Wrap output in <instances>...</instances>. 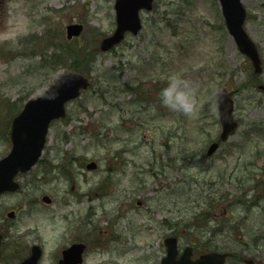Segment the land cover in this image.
<instances>
[{
	"label": "rangeland",
	"instance_id": "374dc122",
	"mask_svg": "<svg viewBox=\"0 0 264 264\" xmlns=\"http://www.w3.org/2000/svg\"><path fill=\"white\" fill-rule=\"evenodd\" d=\"M242 1L246 30L263 62L259 76H252L249 61L225 29L217 0H156L151 11L142 13L136 35L96 54L90 86L66 104L64 118L50 125L43 161L17 177L18 191L1 196L0 208L18 209L9 231L38 228L43 236H55L59 209L33 208L44 216L31 217L24 207L42 204L41 197L48 195L58 208L80 204L65 211L91 209L95 236L118 235L101 254L115 264H158L164 253L161 239L171 231L164 219L182 234L180 248L197 237V228L186 230L185 224L209 222L220 229L209 249L264 261V239L258 248L251 239L264 236V197H259L260 210L249 201L253 191L264 194V90L256 87L264 85V0ZM113 2L0 0V103H9L0 113V157L10 148L5 129L11 115L68 69L64 63L50 67L52 43L62 39L70 46L77 41L98 46L114 29ZM72 22L84 28L67 41L65 26ZM47 29L56 32L48 44ZM173 75L195 88L191 114L161 102V90ZM250 80H256L254 85L241 86ZM221 87L235 91L239 126L205 156L220 132L214 111ZM91 160L97 166L85 168ZM251 162L257 167L248 170ZM105 178V195H100ZM226 264L245 263L232 256Z\"/></svg>",
	"mask_w": 264,
	"mask_h": 264
},
{
	"label": "water",
	"instance_id": "95a60500",
	"mask_svg": "<svg viewBox=\"0 0 264 264\" xmlns=\"http://www.w3.org/2000/svg\"><path fill=\"white\" fill-rule=\"evenodd\" d=\"M153 0H115V28L109 35L104 36L99 48L106 51L119 43L126 31L137 33L141 27L139 10H150ZM228 32L233 37L239 50L246 54L253 65L254 72L261 71V60L258 50L243 28L246 15L241 0H219ZM82 24L78 22L66 25V36L70 38L80 34ZM89 84L88 77L81 73L67 70L59 74L40 95L28 99L22 109L12 118L9 129L11 142L10 150L0 158V194L16 191L19 182L15 179L19 172L28 171L38 160L46 142L49 124L53 119L65 115V103L79 95L81 89ZM217 113L222 124L221 138L225 139L232 132L237 122L232 119L233 101L230 93L225 89L216 92ZM217 147L213 142L209 145L206 154L209 155ZM96 167L94 161L86 164V168ZM43 200L48 201L44 196ZM9 215H12L9 213ZM1 237V234H0ZM166 254L160 264H223L227 253L207 252L197 259L189 257V247H186L179 259L177 254V238H164ZM31 259H33L31 257ZM30 259V260H31ZM33 261V260H32ZM248 264L255 263L252 260Z\"/></svg>",
	"mask_w": 264,
	"mask_h": 264
},
{
	"label": "flooded vegetation",
	"instance_id": "af4514ba",
	"mask_svg": "<svg viewBox=\"0 0 264 264\" xmlns=\"http://www.w3.org/2000/svg\"><path fill=\"white\" fill-rule=\"evenodd\" d=\"M258 87H260L259 84ZM262 164H264V161ZM262 195L264 194L257 195L256 199L251 201L252 204L258 206L259 197H262ZM47 206L59 209L61 212L59 215L60 223L55 226L57 230L55 236H43L38 228L26 229L20 233L10 232L11 221L13 217H16L18 209L13 208L8 210L5 207L0 208V233L2 234L0 241V264H31L29 260L27 262L25 261L34 255H36V259L32 264H115V261L101 257V254L106 252L105 247L107 245L113 242L114 239H118V235L113 234V237H110L104 235L103 232H99V234L101 233L100 236H95V233L98 232L95 231L96 226L92 220L93 211L91 209L87 207L84 213L80 214L77 210L73 209L65 211L67 206H80V204H63L60 208L56 204L46 202L42 204L32 203L24 205L27 208L26 212L31 217L44 216L42 210H33V208ZM33 211L36 213H33ZM9 212L12 215H8ZM47 216L53 218L57 215L48 214ZM169 225L170 223L168 224L167 222L166 226ZM169 233H172V231ZM200 234L201 240V238L205 237L206 227H202ZM251 239L255 244L254 246L258 248V242L262 241L264 236L258 233L256 235L254 234ZM187 243L190 246L189 256L193 260L200 254L207 252L204 248L195 247L192 241H188ZM247 245L245 242L244 246ZM181 253L182 251L178 252L177 258ZM228 253L226 259L232 256L236 258L238 255L234 252ZM162 257L163 254L159 259ZM256 261L264 264V261Z\"/></svg>",
	"mask_w": 264,
	"mask_h": 264
},
{
	"label": "trees",
	"instance_id": "16d2710c",
	"mask_svg": "<svg viewBox=\"0 0 264 264\" xmlns=\"http://www.w3.org/2000/svg\"><path fill=\"white\" fill-rule=\"evenodd\" d=\"M46 33L48 34L49 37L47 38L46 36H44V40L46 41L45 43L48 44V43H51L50 42L51 40L53 41V39L55 38L54 36H55L56 32H54L50 29H47ZM68 43L69 42H66V41L64 42L62 39H59V42H57V43H52L54 49H53L52 54L48 55L49 60H51V66L50 67H53V69H54L57 66L64 63V64H67V67L70 70L81 72V73L89 75L90 70H91V65H92L93 61L95 60L96 54L99 52L98 46L96 44H93L91 46H87V44H84L81 41H77L76 43L72 44V46H70V44H68ZM43 66L48 67L47 64H43ZM8 104L9 103H6L5 100L1 101L0 113H1V108L4 107L5 105H8ZM6 108H8V107H6ZM11 116H9V118ZM0 118H1V116H0ZM87 128L88 127H85V130ZM8 130H9V122H7L5 134H6V131L8 132ZM40 161H43V160H40ZM82 162L83 161H81L80 163H82ZM103 181H107V178L103 179L102 183H103ZM102 183H100V186L102 185ZM98 192L101 194L105 193L102 187H100ZM190 228H192L191 224H185L184 225V229L189 230ZM175 233H177V232H175ZM196 242H197V240H196Z\"/></svg>",
	"mask_w": 264,
	"mask_h": 264
},
{
	"label": "clouds",
	"instance_id": "9594fccd",
	"mask_svg": "<svg viewBox=\"0 0 264 264\" xmlns=\"http://www.w3.org/2000/svg\"><path fill=\"white\" fill-rule=\"evenodd\" d=\"M161 102L168 107L191 114L196 108L195 88L179 75L169 78L167 86L162 88Z\"/></svg>",
	"mask_w": 264,
	"mask_h": 264
},
{
	"label": "bare ground",
	"instance_id": "6f19581e",
	"mask_svg": "<svg viewBox=\"0 0 264 264\" xmlns=\"http://www.w3.org/2000/svg\"><path fill=\"white\" fill-rule=\"evenodd\" d=\"M258 54H259V57H260V60H261V63L263 64L262 62V58H261V54H260V51L258 50ZM248 61L251 62L250 58H248ZM215 118L217 119V117L215 116ZM230 135H227V138L229 137ZM68 137L66 136H63V140H66ZM257 166H255V163L251 162L248 166V170L250 169H254L256 168ZM100 195H102L101 193H99ZM105 195V193H103ZM211 244V242H208V246Z\"/></svg>",
	"mask_w": 264,
	"mask_h": 264
}]
</instances>
